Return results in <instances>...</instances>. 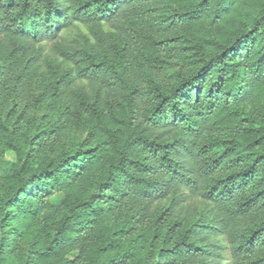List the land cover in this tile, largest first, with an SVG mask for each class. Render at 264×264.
I'll return each mask as SVG.
<instances>
[{"label": "trees", "instance_id": "obj_1", "mask_svg": "<svg viewBox=\"0 0 264 264\" xmlns=\"http://www.w3.org/2000/svg\"><path fill=\"white\" fill-rule=\"evenodd\" d=\"M0 264H264V0H0Z\"/></svg>", "mask_w": 264, "mask_h": 264}, {"label": "rangeland", "instance_id": "obj_2", "mask_svg": "<svg viewBox=\"0 0 264 264\" xmlns=\"http://www.w3.org/2000/svg\"><path fill=\"white\" fill-rule=\"evenodd\" d=\"M83 35H88V31L84 27L79 26V27H73L72 29L65 32L64 37L68 41H70L74 46L83 47L84 46V40L82 37ZM79 136H80L79 134H76V140ZM62 200H63V195L57 194L54 197H52L51 202L55 206L60 208ZM188 203H194L199 208L201 207V201L196 198L188 199Z\"/></svg>", "mask_w": 264, "mask_h": 264}]
</instances>
